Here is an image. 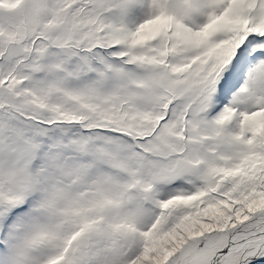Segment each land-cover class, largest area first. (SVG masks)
Here are the masks:
<instances>
[{
    "label": "snow or ice",
    "instance_id": "obj_1",
    "mask_svg": "<svg viewBox=\"0 0 264 264\" xmlns=\"http://www.w3.org/2000/svg\"><path fill=\"white\" fill-rule=\"evenodd\" d=\"M0 264H264V0H0Z\"/></svg>",
    "mask_w": 264,
    "mask_h": 264
}]
</instances>
